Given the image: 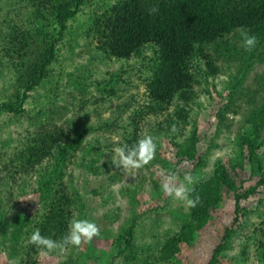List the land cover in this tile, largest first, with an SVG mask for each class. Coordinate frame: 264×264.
<instances>
[{
	"label": "rangeland",
	"instance_id": "374dc122",
	"mask_svg": "<svg viewBox=\"0 0 264 264\" xmlns=\"http://www.w3.org/2000/svg\"><path fill=\"white\" fill-rule=\"evenodd\" d=\"M123 1L39 0L41 15L33 17L25 1L0 0V264H264V113L255 114L264 48L246 53L232 32L219 50L204 47L206 59H190L185 98L156 103L149 92L159 64L154 45L125 59L100 48V29ZM65 7L77 13L60 33L55 17ZM51 44L45 77L27 89ZM145 135L157 146L148 165L129 174L112 165L113 148ZM61 146L69 154L54 180ZM179 146H193L194 156L179 154ZM221 168L235 190L220 192L201 225L162 191V170L178 183L191 174L192 191ZM53 180L43 197L42 184ZM51 208L66 224L56 241L73 219L96 223L100 235L41 257L29 239L35 229L43 235ZM185 230L190 236L181 238Z\"/></svg>",
	"mask_w": 264,
	"mask_h": 264
},
{
	"label": "trees",
	"instance_id": "16d2710c",
	"mask_svg": "<svg viewBox=\"0 0 264 264\" xmlns=\"http://www.w3.org/2000/svg\"><path fill=\"white\" fill-rule=\"evenodd\" d=\"M22 1L33 7V17L41 15L39 0ZM76 2L79 4L82 0ZM154 5L159 7V11L155 15H149L148 9ZM76 13L77 8L72 11L66 7L59 9L55 18L60 26V33L64 30L66 22ZM241 26L246 28L250 35L256 36V50L264 48V0H160L154 4L144 0H125L113 9L111 17L105 19L100 29L99 41L103 51L122 59L128 58L143 46L154 45L157 48L159 64L149 85V92L156 103H162L170 102L179 95L185 98L193 81L192 75L187 73L190 59L196 54L206 59L207 56L203 54L205 46L219 50L224 43L223 38L232 32L235 33ZM15 38L16 36L12 41ZM51 47L52 44L50 51L45 49L37 58L41 63L36 65L33 74L29 73L31 80L25 86L27 89L33 84H39L45 77L46 65L52 60ZM261 86L264 87V83ZM259 103V109L255 113L257 118L262 117L264 113V95ZM254 122L255 119L253 126ZM262 123L260 121V124ZM256 129L255 126L254 132ZM77 137L81 135L78 134ZM251 140L249 136L243 138V143L249 151L253 150ZM181 147L179 146L180 149ZM194 153L193 146L179 151V154L188 157H193ZM68 154L69 147L61 146L57 150L52 169L54 180L61 174ZM54 180L42 184L43 197L51 191ZM224 189L235 190L228 172L221 168L213 180L198 185L190 192V198L199 195L201 199L196 208L190 209L191 218L201 225L207 215V206L219 202V194ZM240 211V205L236 201L234 221ZM48 212L42 233L43 236L51 235L53 240H56L58 232L62 227L65 228L66 224L62 217L57 218L56 214L54 215L53 208L48 209ZM232 231V226L226 228L222 240L230 236ZM187 236H190L188 230L183 231L181 238Z\"/></svg>",
	"mask_w": 264,
	"mask_h": 264
},
{
	"label": "clouds",
	"instance_id": "9594fccd",
	"mask_svg": "<svg viewBox=\"0 0 264 264\" xmlns=\"http://www.w3.org/2000/svg\"><path fill=\"white\" fill-rule=\"evenodd\" d=\"M158 11L159 7L154 5L148 9V14L155 15ZM235 31L241 37L244 51L250 54L257 45L256 36L250 35L243 26L238 27ZM176 131L177 128L174 124L171 132L175 133ZM156 147L154 138L151 135H145L134 145L122 144L113 148L111 163L125 174L134 173L136 170L148 165L155 158ZM159 175L162 178L163 193L172 198L173 201L183 202L189 209L196 208L201 203L199 195L190 198L191 189L188 186L195 183V179L191 174H186L183 181L179 183L174 174H166L162 170ZM23 200L28 199H21V201ZM99 235L100 229L96 223L87 219H73L69 222L67 234L60 241L45 237L39 229H35L30 236L29 243L39 250L41 257H48L56 251L66 253L69 246L80 248L82 245L89 244Z\"/></svg>",
	"mask_w": 264,
	"mask_h": 264
}]
</instances>
